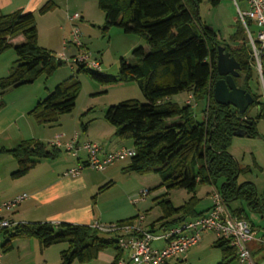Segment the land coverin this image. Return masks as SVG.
<instances>
[{
  "label": "trees",
  "instance_id": "1",
  "mask_svg": "<svg viewBox=\"0 0 264 264\" xmlns=\"http://www.w3.org/2000/svg\"><path fill=\"white\" fill-rule=\"evenodd\" d=\"M202 0H97L104 12L103 29L118 26L128 34H136L146 40L149 50L139 46L131 58L120 59L118 76L102 75L100 71L77 64V72L58 83L43 99L39 100L30 114L39 124H54L63 114L71 113L77 102L81 83L77 74L85 71L103 84L136 81L146 102L125 100L108 107L105 118L115 128V135L131 140L135 155L129 158L122 170L126 173H159L160 186L167 190L185 189L191 197L181 206L167 199L168 193L159 197L163 214L155 223L173 225L201 215L196 209L199 185H220L222 194L233 214L245 217V209L234 207L235 201H245L255 212H264V192L258 194L252 181L239 182L245 172L229 148L235 131L243 136L255 137L259 132L257 123L264 118V103L258 101L250 81L259 79L247 42L245 28L240 19L234 35L224 42L211 26L202 21L199 5ZM217 6L221 0H210ZM246 1V0H242ZM56 8L52 1L39 9L44 14ZM22 35L23 41L14 43L13 38ZM38 27L34 12L0 11V54L13 48L18 59L9 75L0 78V91L34 82L38 77H50L64 64L38 41ZM224 46L240 63V75L235 83L254 98L244 113L232 111L230 104H220L214 97V86L224 78L218 71L219 47ZM189 92L194 100H205L203 118H196L194 106L180 104L171 97ZM258 107L254 116L253 107ZM87 126V125H86ZM86 126L84 128L86 129ZM18 161L15 177L25 175L36 159L58 157L60 148L37 140H24L15 148L7 150ZM104 188V187H102ZM136 217L120 220L133 221ZM152 224V225H153ZM108 235V236H107ZM18 237H35L42 247L67 242L60 264L77 260L88 262L108 248L117 250L114 264L122 254L116 236L84 224L62 222L17 223L10 241ZM215 244L223 251V264L236 259L235 249L229 240L217 238Z\"/></svg>",
  "mask_w": 264,
  "mask_h": 264
},
{
  "label": "crops",
  "instance_id": "2",
  "mask_svg": "<svg viewBox=\"0 0 264 264\" xmlns=\"http://www.w3.org/2000/svg\"><path fill=\"white\" fill-rule=\"evenodd\" d=\"M48 1L54 2L56 8L44 14L39 13L40 7ZM79 3L77 0H0V11L5 14L21 10L24 12H34L38 27L39 44L46 49L59 52V54L65 53L69 58V61H64L65 63L72 62L73 57L89 49L88 40L86 39L89 36L85 34L86 32L83 34L82 31H86V28H89L88 24L94 20V17L98 19L92 8V4H88L87 2ZM72 9L75 11L73 13L78 12L81 14L79 21H71L69 19V15L73 14L71 13ZM75 25L80 30V25L83 27L81 30L83 44L81 46H76L70 42ZM22 41V35L13 38L14 43ZM66 41H69V43L67 44ZM17 59L18 56L13 48H9L0 54V78L9 75ZM72 63L70 67L75 69V65L77 64L73 63L75 64L73 65ZM42 77L40 76L39 78ZM39 78L32 83L20 87L8 88L3 93L0 91V201L12 200L17 195L23 193H27L28 195L17 206L4 210L2 216L16 223L51 222L54 225L65 222L92 226L95 223L101 222H119L123 216L115 218L107 216L103 212H97L99 206L91 201V197L94 198L97 194L99 195L107 189H112L119 181L117 177L129 176L128 178H130L136 172H124L122 168L128 162L122 163L116 161L106 169L102 171L98 170L101 171L100 175L96 177L91 176L89 171L94 168L90 167L92 169H89V166L85 164L89 157L83 145L90 141L99 142L104 146L105 151L109 153L122 147H133V144L128 145V140L113 137L114 130L110 131L107 127L101 129L100 132L101 127H98V133H94L90 124L86 126L85 131L87 132V136L83 139L74 128L76 127L74 126L76 122L73 123V128L69 127L65 114L61 115L58 122L54 124H39L34 116L30 114V111L39 100L45 98L55 88L58 84L57 81H59L58 76L54 80L53 78H47L48 80L44 81V83L38 81ZM189 99H192L191 104L193 106L197 105L198 102L194 100L192 94H189L188 98L186 97L184 103H188ZM178 103L181 104V102ZM73 129H75V132H72ZM57 138L62 142V146L58 147L61 150L58 157L54 159H36L35 164L25 175L21 177L13 176L19 164L17 159L7 150L13 149L22 141L30 139H37L48 146H52V141ZM74 138L78 142L76 153H73L67 147L68 143L74 140ZM93 138L95 140H92ZM63 150L66 153H63ZM81 164L83 166L80 168L78 174L75 176L66 174L68 170L79 168ZM137 178L138 182L135 184V187L131 191L130 189H126L127 192L137 194L141 189V192L143 191L142 187H145V184H148H143L139 180V178L144 180L142 177ZM204 185H208L209 189H200L199 185L196 191V196L199 200L203 197L202 192H205L204 194L210 200L206 208L198 209L196 207L197 211L204 212L203 214L207 213L211 208L213 204L212 194L218 190L220 182L218 186L210 184H203L202 186ZM147 191L149 193L150 189ZM175 192L176 189L169 190L167 195V199L173 205H175L173 202ZM93 194L94 196H91ZM189 194L191 195V193ZM159 197H155L156 203L159 202ZM232 205L234 207L241 206L245 209L246 219L251 223L255 231V239L252 240L255 243L252 244V248L249 247L250 251L256 262L264 264V233L259 236L258 225L254 222L255 218H260L262 219L260 223H262L264 212L252 211L245 201H235ZM201 215L187 219H193ZM136 216L138 218L139 215ZM145 218L144 216L143 225L145 227L153 226V223L159 219L157 218L145 223ZM7 241L4 245V254L0 264H60L62 262V252L69 247L67 242H59L48 247H42L40 241L35 237H18L11 239V248L7 249ZM198 246L199 244L191 248L194 249ZM192 249L185 254H180L171 259L170 264L171 261L181 262L186 260L188 253L190 254ZM116 255L117 250L108 248L101 251L97 258L91 261L79 262L75 260L71 264H114Z\"/></svg>",
  "mask_w": 264,
  "mask_h": 264
},
{
  "label": "rangeland",
  "instance_id": "3",
  "mask_svg": "<svg viewBox=\"0 0 264 264\" xmlns=\"http://www.w3.org/2000/svg\"><path fill=\"white\" fill-rule=\"evenodd\" d=\"M77 1L78 4H80L79 2L92 4V8L98 16V19L94 17V20L90 21L88 24L89 28H86V31L82 32L83 34L86 32L85 34L89 36L86 39L88 40V50L91 56L101 61L102 68L100 74L116 77L120 73L121 58H131L132 51L139 46H144L146 50H149L146 40L139 35L128 34L118 26H112L108 30H104V12L99 8L97 0ZM236 2H238L242 9L247 8L246 2L242 0H221L217 6L213 5L210 0H202L199 5V15L202 21L217 31L224 42H229L236 30L237 21L239 19ZM73 12H75L74 9H72L71 13ZM80 27L82 30V25H80ZM83 34L81 33V35ZM82 37L83 36H81V38ZM47 50L51 51L56 59L58 58L59 52L52 51L51 49ZM71 63L72 62H65L48 78H53L54 80L58 76L59 81L57 82L59 83L72 74H75L78 66L72 63L75 65V69H72L70 67ZM77 77L81 83V89L79 91L76 106L71 113L65 115L68 119L70 128H73V123L76 122L74 125L76 127L74 128L83 139L87 136L84 126L88 124L92 125L91 128L94 133H98V127H101L99 132L104 127H107L110 131L114 130L112 136L116 138L114 126L105 118L108 107L130 99H135L142 103L146 102V98L136 81L103 84L94 80L90 74L85 71L79 72ZM46 80H48L47 77L43 75L38 81L44 83ZM250 86L253 92L258 95V101L263 104L264 91L256 75L250 81ZM189 94V92L184 91L172 96L171 99L183 104ZM197 102V105L194 106V110L196 118L201 120L203 118V108L206 106V103L204 104L205 100H198ZM257 112L258 107H253L251 114L255 116ZM75 129H73L72 132H75ZM257 130L259 133L255 137L234 136L229 150L237 159L239 165L242 168H246L245 172L241 173L239 176V182L252 181L260 194L264 191V118L258 121ZM92 140L95 139L93 138ZM132 144V141L128 140V145ZM63 153H66L65 150H63ZM128 161L129 159L119 160V162L122 163ZM89 169L92 168L89 166ZM89 173L91 176L96 177L100 175L101 171L93 169L90 170ZM128 177L129 176L117 177L119 181L112 189H107L99 195L97 194L94 198L91 197V201L99 206L97 212H103L107 216L115 218H121V216H123L121 220L136 215H144L146 217L145 223L159 218L163 214V211L161 206L156 203L154 199L158 196L162 197L169 192L165 186H160L162 183L161 175L156 172H151L147 174L136 173L130 176V178ZM137 177H142L144 179L142 180L139 178L143 184L148 183L145 184V187H142L143 190L150 189V192L145 195V197H142L140 193L142 189L137 194H131V192L126 191V189H130L131 191L135 187V184L138 182ZM199 188H205L207 190L209 186L200 185ZM204 193L205 192H202L203 197L197 203L196 207L198 209L206 208L210 203L209 197ZM91 196H94V194ZM190 196L191 195L185 189H176L173 195V202L176 206H180L187 201ZM261 220L260 218H255L254 220L256 225H258L259 236L264 233V219L262 223H260ZM113 223H117V221L112 223L101 222L100 224L109 225ZM217 238V235L213 232L204 234L199 246L194 249L191 248L192 251L190 254L188 253L186 260L181 262L171 261V264H223V251L215 244ZM253 243H255V241L249 243L250 248H252ZM155 244L160 245L162 243L155 242L154 245ZM231 264H239V262L235 259Z\"/></svg>",
  "mask_w": 264,
  "mask_h": 264
},
{
  "label": "built area",
  "instance_id": "4",
  "mask_svg": "<svg viewBox=\"0 0 264 264\" xmlns=\"http://www.w3.org/2000/svg\"><path fill=\"white\" fill-rule=\"evenodd\" d=\"M245 2L246 9H242L236 2L238 15L245 28L251 56L264 91V0H246ZM80 18L81 14L78 12L69 15L71 21H78ZM70 42L76 46L83 44L81 30L77 25L73 28ZM66 43L68 44L69 41ZM58 59L69 61L65 53H60ZM72 62L98 71L102 68L101 61L92 57L89 50L73 57ZM188 103L191 104L192 99H189ZM77 144V139L74 138L67 147L76 153ZM52 145L61 147L62 142L57 138L52 141ZM83 147L89 157L85 164L101 171L116 161L133 157L136 153L133 147H122L107 153L101 143L94 141L84 143ZM82 166L70 169L66 174L75 176ZM147 194V190L141 192L142 197ZM27 196V193H23L12 200L0 201V262L8 235L17 225L15 221L2 216V212L17 206ZM212 200L213 204L207 213L173 225L163 226L157 223L145 227L144 215H139L133 221L109 225L95 223L92 226L116 236L122 251L118 264H170L171 259L185 254L191 247L199 244L207 232H213L218 238L229 240L230 245L235 249L239 264H260L256 262L249 248V243L255 239V231L251 223L246 218L233 214L218 190L212 194ZM159 241L163 244L154 245Z\"/></svg>",
  "mask_w": 264,
  "mask_h": 264
},
{
  "label": "water",
  "instance_id": "5",
  "mask_svg": "<svg viewBox=\"0 0 264 264\" xmlns=\"http://www.w3.org/2000/svg\"><path fill=\"white\" fill-rule=\"evenodd\" d=\"M218 71L224 78L218 79L214 86V97L220 104H230L232 111L244 113L253 104L254 98L245 89L239 87L234 78L240 75V63L226 51L224 46L219 47ZM235 136H243L240 130L235 131Z\"/></svg>",
  "mask_w": 264,
  "mask_h": 264
}]
</instances>
